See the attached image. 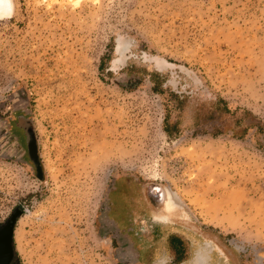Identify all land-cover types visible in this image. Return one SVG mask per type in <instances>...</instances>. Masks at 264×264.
I'll use <instances>...</instances> for the list:
<instances>
[{"label":"rangeland","instance_id":"374dc122","mask_svg":"<svg viewBox=\"0 0 264 264\" xmlns=\"http://www.w3.org/2000/svg\"><path fill=\"white\" fill-rule=\"evenodd\" d=\"M13 3L0 223L23 213L18 264H173L172 236L181 264H264V0Z\"/></svg>","mask_w":264,"mask_h":264},{"label":"bare ground","instance_id":"6f19581e","mask_svg":"<svg viewBox=\"0 0 264 264\" xmlns=\"http://www.w3.org/2000/svg\"><path fill=\"white\" fill-rule=\"evenodd\" d=\"M78 2H80V1H78ZM13 13H14L13 0H0V20H7V19L12 18ZM119 45H121V44H119ZM117 51L119 54H122V52L125 51V49L122 48L121 46H119ZM151 192H149V194H151ZM162 196H163V198H162L163 202L160 205L161 206L160 210L156 211L155 213H156V216L158 219L167 221V220L172 219L174 217V215L180 213L178 211V207L180 206L178 203L179 199L176 196V194H173V192H171L169 189H163ZM196 262H197L196 264H204L203 257L199 256L198 259H196Z\"/></svg>","mask_w":264,"mask_h":264},{"label":"flooded vegetation","instance_id":"af4514ba","mask_svg":"<svg viewBox=\"0 0 264 264\" xmlns=\"http://www.w3.org/2000/svg\"><path fill=\"white\" fill-rule=\"evenodd\" d=\"M9 224H11V218L4 223H0V264H18L15 247L16 228H14L11 241H9L7 237Z\"/></svg>","mask_w":264,"mask_h":264},{"label":"trees","instance_id":"16d2710c","mask_svg":"<svg viewBox=\"0 0 264 264\" xmlns=\"http://www.w3.org/2000/svg\"><path fill=\"white\" fill-rule=\"evenodd\" d=\"M155 76L158 77V75H155ZM165 132L169 133L168 126L165 127ZM168 242L175 252V259H174L173 264L183 263L184 260L182 259V257H183L184 249H183L182 241L179 238H177L176 236H172V237H169Z\"/></svg>","mask_w":264,"mask_h":264},{"label":"water","instance_id":"95a60500","mask_svg":"<svg viewBox=\"0 0 264 264\" xmlns=\"http://www.w3.org/2000/svg\"><path fill=\"white\" fill-rule=\"evenodd\" d=\"M22 214L23 213L18 210L11 217V224H9L8 227H7V234H8L7 237L9 239V241H11V239H12V235L14 233V228H16L17 223H18L20 217L22 216Z\"/></svg>","mask_w":264,"mask_h":264},{"label":"crops","instance_id":"0c3cea01","mask_svg":"<svg viewBox=\"0 0 264 264\" xmlns=\"http://www.w3.org/2000/svg\"><path fill=\"white\" fill-rule=\"evenodd\" d=\"M150 264H152V263H150Z\"/></svg>","mask_w":264,"mask_h":264}]
</instances>
